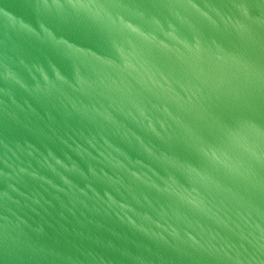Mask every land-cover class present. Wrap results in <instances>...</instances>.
Instances as JSON below:
<instances>
[{
	"label": "water",
	"instance_id": "water-1",
	"mask_svg": "<svg viewBox=\"0 0 264 264\" xmlns=\"http://www.w3.org/2000/svg\"><path fill=\"white\" fill-rule=\"evenodd\" d=\"M0 236L12 264H264V0H0Z\"/></svg>",
	"mask_w": 264,
	"mask_h": 264
}]
</instances>
